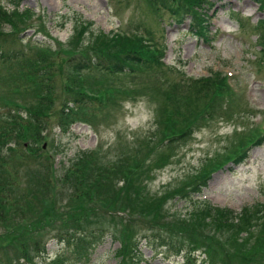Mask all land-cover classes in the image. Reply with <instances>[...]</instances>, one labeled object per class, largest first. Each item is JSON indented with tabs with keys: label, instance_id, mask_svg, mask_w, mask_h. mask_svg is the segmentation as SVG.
Segmentation results:
<instances>
[{
	"label": "rangeland",
	"instance_id": "rangeland-1",
	"mask_svg": "<svg viewBox=\"0 0 264 264\" xmlns=\"http://www.w3.org/2000/svg\"><path fill=\"white\" fill-rule=\"evenodd\" d=\"M163 1L22 0L19 8L26 7L34 13V21L25 26L18 20L11 28L6 25L8 23L1 24L3 32H11L7 36L6 50L24 63L34 59L30 69L42 66L34 58L40 51L69 49L74 52L76 47H83L95 37L100 42L105 39L111 45L109 36L114 34L113 31L124 32L126 37L142 36L150 44L148 48L154 50L156 59L149 67H134L130 72H83L79 81L84 83L82 87L86 92L95 96L87 99L88 108L83 109L89 112L88 117L80 116L67 125H60L59 107L46 109L41 117L38 116L41 130H37V138L24 143L20 149L26 151L33 142L39 147L45 144L44 151L52 166L47 167L44 159L41 166H21L19 173L25 187L35 194L42 206L52 203L48 193L54 183L47 185L51 176L64 173V168L71 162L85 166L88 181L93 178V169L106 178L108 171L116 172L112 166L128 156L132 165L122 174L124 178H113L115 191H111L109 200L102 201L107 202L104 205L98 201L94 205L91 203L94 211L101 214V220L108 219L109 214L132 220L131 227L136 233L131 240L137 241L139 250L135 264H201L207 259L201 250L182 258L172 252L164 256L159 249L147 246L148 239L143 238L144 234L150 237L157 234L151 228L155 226L148 222L169 221L170 216L159 214L150 203V209L142 215L136 212L128 198L138 201L150 195L164 194L163 211L187 220L191 212L205 205L203 203L231 208L235 212L228 216L235 222L231 228H223L224 225L215 228L213 223H206L204 219L208 215L204 212L198 215L202 216L205 227H194L195 234L198 229H203L220 239L228 246V251L233 243L230 238L236 235L242 238L246 234L241 230L244 222L239 218V211L246 206L262 203L264 206V139L262 145L253 143L257 135L254 126L264 129V0H203L200 8H189L191 13L198 10L205 20H210V25L207 24L209 41L204 40L203 33L191 31L189 16L183 17L182 22L174 18L160 5ZM0 5L13 7L10 0H0ZM159 51H163L161 58ZM25 53L29 54L28 58ZM216 71L228 75L232 94L228 90L221 94L213 92L209 102L219 106L210 113L211 118L206 120L209 113L204 110L181 137L166 142L168 136L163 131L168 128L166 116L175 120L180 114L177 120L181 123L182 115H187L186 109L193 105L189 101L191 96L184 99L182 94L188 90L194 93L201 88L211 91L208 82L199 84V81L204 75L213 77ZM60 73L54 72L55 77ZM60 81H63L61 76L57 78L56 89L62 88ZM66 83L65 80L64 87ZM14 97L18 96L0 84V120L6 116L9 100ZM197 103L200 107L201 100ZM44 116L51 122L44 124L41 120ZM249 143L252 145L248 146ZM152 146V152L146 154ZM247 150L249 158L241 164ZM126 166L127 163L122 162V168ZM132 172L136 178L127 181L126 177ZM138 173L142 176H137ZM198 186L203 188L201 194L193 197L188 193ZM102 208L106 214L103 217ZM5 211L6 221L18 217L11 214V205L6 206ZM210 213L211 218L218 220L213 216L214 210ZM32 214L34 211L31 210L25 216L33 218L35 215ZM41 219L47 222L55 220V216L48 213L41 215ZM106 221L111 224L109 219ZM255 222L252 220L251 224ZM123 226L124 230L117 232L118 239L106 238L87 264H124L114 254L121 240L128 238L125 225L117 224L114 229L120 230ZM249 227L258 237L264 233L259 226ZM50 231L48 227L42 231L48 237L47 250L37 258L41 263L49 264L60 247L49 236ZM4 232L0 228V234ZM195 234L188 236L201 244ZM8 255L13 258L11 248L1 247L0 259L7 261ZM65 256L69 257L68 254ZM56 263L57 259L53 260L52 264ZM128 264H132L131 261Z\"/></svg>",
	"mask_w": 264,
	"mask_h": 264
},
{
	"label": "trees",
	"instance_id": "trees-1",
	"mask_svg": "<svg viewBox=\"0 0 264 264\" xmlns=\"http://www.w3.org/2000/svg\"><path fill=\"white\" fill-rule=\"evenodd\" d=\"M10 1L18 5L22 0ZM203 2V0H164L160 5L181 22L183 17L189 16L191 31L197 34L203 33L205 38L209 27L207 24H210V21L205 20L200 11L195 10L191 13V10H188L189 8H200ZM32 16L34 13L27 9L23 11L12 9L7 12L6 9L0 8V26L2 23H8L6 25L11 28L16 26L18 20L27 26L31 21H34ZM8 35H11V32H3L0 27V84L10 88L19 98L14 97L9 100L6 116L0 120V228L5 230L4 234H0V248L9 246L13 255V258L8 255L7 261L4 262L0 259V264H46L47 262L41 263L37 260L38 256L47 250L46 239L48 236L46 237V235L48 234L42 232L45 227L52 230L50 231L52 234L49 236L60 245L49 264H52L56 259V264H87L91 262L96 249L106 238L109 237L113 241L118 239L117 232L123 231L124 226L120 230H116L114 228L117 224L125 225L128 238L121 240L114 251L115 257L121 259V262L124 261V264H128L130 261L135 264L139 250L138 245L136 246L137 241L131 240V237L136 233V229L131 227L132 220L109 214L108 219L111 225L106 221L107 218L101 220V214L95 212L90 205L97 203L95 201H98V204L101 203L100 205L107 203H102V201L109 200L111 191H115L112 183L113 178L123 179L122 174L127 167L132 165L128 156L119 159L112 166L113 171L116 172L108 171L106 178L100 173H95L93 169V178L88 181L86 180L88 175L85 173V166L81 167L80 162H71L68 168H64V173L58 177L51 176L47 185L54 183L53 189L48 193L52 203L41 206L35 194L25 187L23 178H20L19 168L23 165L41 166L44 159L43 163H48L47 167H49L52 166L51 159L42 146H36V142L29 144L26 151H21L20 146L37 138V130H41L38 116L41 117L50 106L59 107L60 125H67L80 116L84 119L88 117L89 112L83 109L88 108L87 99L95 96L83 89L84 83L79 81L83 72H130L134 67L136 69L147 68L150 63L156 60L153 56L154 50L148 48L150 44L146 43L142 36L126 37L116 33L109 36L111 45L105 39H101L100 42V39L95 37L83 47H76L74 52L69 49L55 52L43 50L45 52L41 56L43 51H40L34 58L42 66L35 70L30 69L34 59L30 63H24L6 50ZM48 52L50 55L47 56ZM159 52L161 57L163 51ZM59 53L60 55H58ZM24 56L28 58L29 54L25 53ZM54 72L61 73L55 77ZM60 76L63 78V81H60L62 88L56 89L57 78ZM65 80L67 83L64 87ZM205 82L210 84L211 91H204L201 88L194 93L188 90L186 94H182L184 99L191 96L190 98L193 100L189 99V101L193 105L186 109L187 115L185 113L182 115L181 123L177 120V117L181 116L180 114L175 120H170L169 116H166L168 128L163 129L164 134L168 136L166 142H172L181 137L187 131V126L196 122L204 110L213 111L219 106L211 105L209 99L213 92L221 94L220 92L228 90L224 77L218 73L213 77H200L199 84ZM56 99H58V103H55ZM197 100H201L200 107ZM41 120L44 124L51 122L47 116L42 117ZM176 122L178 123L176 124ZM180 124L181 126H177ZM152 150L153 146L146 154L151 153ZM134 155L137 157L138 153L135 152ZM37 162L38 164H36ZM122 162L127 163L124 169ZM140 172L144 173V170H140ZM142 173H138L137 176H142ZM132 175L126 177V180H134L136 175L134 172ZM199 192V186L188 191L190 195H197ZM165 198L164 194L150 195L148 198H141L138 201L128 198L136 212L142 215H145V210L154 206L159 214L170 216L169 221L148 222L155 226L150 225L157 233L152 237L147 234L143 236L144 239H148L146 244L151 249H159L164 256H167L169 252L176 253L182 258L196 250H201L207 255V259H203L201 264H264V233L258 237L255 232H251L249 227L259 226V230L264 231L263 203L245 207L240 212L239 218L244 222L241 230L246 234L242 238H239L238 235L230 238L233 243L229 245L230 250L228 251V246L224 245L220 239H216L203 229H198V234H195L194 227H205L202 216L198 215L204 212L203 214L208 215L204 219L206 223H213L215 228H220L221 225H224L223 228L226 229L231 228L235 223L234 220L228 219V216L232 214L231 211L203 203L205 205L199 210L191 212L190 219L187 220L175 213H169L167 210L164 212L163 201ZM63 202L65 204L61 208ZM149 203L150 207H148ZM9 205L13 208L11 214L18 215V217L6 221L7 211L5 208ZM198 205L200 206V204ZM31 210L34 211L32 215L35 216L27 218L25 215H28ZM211 210L216 212L213 216H217L216 219L219 221L211 218ZM48 213L53 214L55 220L45 222L41 219V215ZM104 215L106 216L105 210L102 217ZM252 220L256 221L253 225L251 224ZM111 228L112 230H110ZM190 234H195V239L199 237L201 244L191 239L188 236ZM173 238L176 241L172 242ZM65 254H68L69 257ZM219 254H221L220 257H218Z\"/></svg>",
	"mask_w": 264,
	"mask_h": 264
},
{
	"label": "water",
	"instance_id": "water-1",
	"mask_svg": "<svg viewBox=\"0 0 264 264\" xmlns=\"http://www.w3.org/2000/svg\"><path fill=\"white\" fill-rule=\"evenodd\" d=\"M43 146H45V145H43Z\"/></svg>",
	"mask_w": 264,
	"mask_h": 264
}]
</instances>
